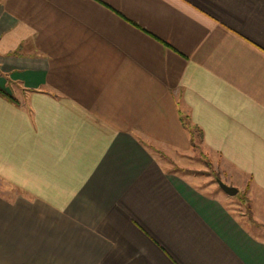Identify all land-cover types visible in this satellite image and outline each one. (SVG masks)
<instances>
[{"label": "crops", "instance_id": "1", "mask_svg": "<svg viewBox=\"0 0 264 264\" xmlns=\"http://www.w3.org/2000/svg\"><path fill=\"white\" fill-rule=\"evenodd\" d=\"M0 89V264H264L160 159L264 199V0H0Z\"/></svg>", "mask_w": 264, "mask_h": 264}, {"label": "rangeland", "instance_id": "2", "mask_svg": "<svg viewBox=\"0 0 264 264\" xmlns=\"http://www.w3.org/2000/svg\"><path fill=\"white\" fill-rule=\"evenodd\" d=\"M193 132L195 136V145L192 146V150L190 149L184 156H163V158H160L163 164L168 169L178 171L185 179L196 183L203 191L221 196L225 200L226 205L233 210L236 215L243 218L247 217V219H253L252 212L255 211L254 213L258 215L259 218L264 219V199L261 196L258 197L256 194L252 195L251 198L248 189L243 187L241 181L238 180L237 182V180H235V183L240 187H237L238 192L233 196L224 194V192L220 190L216 180L220 179L224 183L233 186L236 184L230 182L232 175L225 171L219 159L212 157L210 152L202 146L197 132ZM180 169L181 171H179ZM261 225L264 226V222Z\"/></svg>", "mask_w": 264, "mask_h": 264}, {"label": "water", "instance_id": "3", "mask_svg": "<svg viewBox=\"0 0 264 264\" xmlns=\"http://www.w3.org/2000/svg\"><path fill=\"white\" fill-rule=\"evenodd\" d=\"M216 182L220 190H222L225 194L229 196H233L238 192V189L236 187L228 185L223 181H221L220 179H217Z\"/></svg>", "mask_w": 264, "mask_h": 264}, {"label": "trees", "instance_id": "4", "mask_svg": "<svg viewBox=\"0 0 264 264\" xmlns=\"http://www.w3.org/2000/svg\"><path fill=\"white\" fill-rule=\"evenodd\" d=\"M0 96L6 98L9 101L15 102L14 98L10 94L6 93L5 91H3L1 89H0ZM192 132H193V129L190 130V143L192 146H194L195 145V142H194L195 136H194V132L193 133ZM179 171H181V169Z\"/></svg>", "mask_w": 264, "mask_h": 264}]
</instances>
